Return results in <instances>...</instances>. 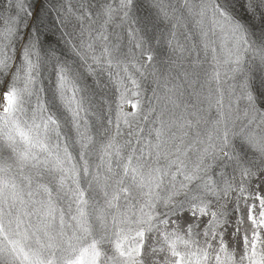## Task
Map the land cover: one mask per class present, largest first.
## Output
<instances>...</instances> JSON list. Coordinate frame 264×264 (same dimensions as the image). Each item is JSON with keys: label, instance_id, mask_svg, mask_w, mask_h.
I'll use <instances>...</instances> for the list:
<instances>
[{"label": "snow or ice", "instance_id": "obj_1", "mask_svg": "<svg viewBox=\"0 0 264 264\" xmlns=\"http://www.w3.org/2000/svg\"><path fill=\"white\" fill-rule=\"evenodd\" d=\"M0 23V264H264V0Z\"/></svg>", "mask_w": 264, "mask_h": 264}, {"label": "rangeland", "instance_id": "obj_2", "mask_svg": "<svg viewBox=\"0 0 264 264\" xmlns=\"http://www.w3.org/2000/svg\"><path fill=\"white\" fill-rule=\"evenodd\" d=\"M2 27H3V23H0V28H2ZM126 42H127V41H126ZM164 51H165V53L167 52L166 49H165ZM157 55L159 56V55H161V53L158 51V52H157ZM150 94H151V93H150V91H149V92H148V95H150ZM104 99H105V101H106L107 103H109V104L111 103V101H110V99L108 98V96H105ZM0 103H3V102L0 101ZM125 110H126V111H131V107H130V106H126V107H125Z\"/></svg>", "mask_w": 264, "mask_h": 264}]
</instances>
